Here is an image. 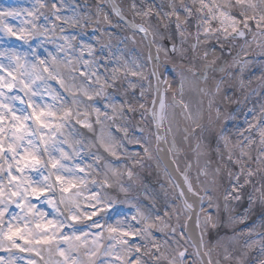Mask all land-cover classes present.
Returning <instances> with one entry per match:
<instances>
[{
    "label": "clouds",
    "instance_id": "1",
    "mask_svg": "<svg viewBox=\"0 0 264 264\" xmlns=\"http://www.w3.org/2000/svg\"><path fill=\"white\" fill-rule=\"evenodd\" d=\"M0 264H264V0H0Z\"/></svg>",
    "mask_w": 264,
    "mask_h": 264
}]
</instances>
